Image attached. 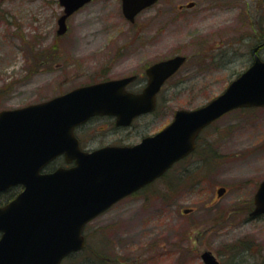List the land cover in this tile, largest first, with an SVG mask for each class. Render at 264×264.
Wrapping results in <instances>:
<instances>
[{
  "label": "rangeland",
  "instance_id": "obj_1",
  "mask_svg": "<svg viewBox=\"0 0 264 264\" xmlns=\"http://www.w3.org/2000/svg\"><path fill=\"white\" fill-rule=\"evenodd\" d=\"M61 13L58 0H0V111L132 74L139 89L148 65L186 58L155 113L124 130L97 119L78 132L88 150L137 143L175 111L223 92L253 62V49L264 61V0H159L133 24L120 0H93L58 37ZM263 180L264 107L232 110L202 132L184 163L90 222L85 249L62 264H203L205 250L221 264H264V216L249 215Z\"/></svg>",
  "mask_w": 264,
  "mask_h": 264
},
{
  "label": "water",
  "instance_id": "obj_2",
  "mask_svg": "<svg viewBox=\"0 0 264 264\" xmlns=\"http://www.w3.org/2000/svg\"><path fill=\"white\" fill-rule=\"evenodd\" d=\"M91 0H59L63 14L57 35L66 32L67 18ZM157 0H121L124 18L136 15ZM192 6V4H189ZM264 45V42H263ZM251 66L207 105L178 110L173 121L133 147H108L92 153L79 150L73 128L93 115H114L127 125L150 112L163 82L185 61L175 56L146 69L148 84L137 95L124 91L132 78L76 88L49 101L0 112V191L22 184L24 191L0 208V264H59L84 246L86 223L113 203L165 172L189 154L199 131L238 107L264 106V61L254 54ZM75 167L40 175L57 155ZM217 190V195L224 193ZM252 216L264 214V181L254 196ZM188 210H185L186 213ZM204 264H218L209 251Z\"/></svg>",
  "mask_w": 264,
  "mask_h": 264
},
{
  "label": "flooded vegetation",
  "instance_id": "obj_3",
  "mask_svg": "<svg viewBox=\"0 0 264 264\" xmlns=\"http://www.w3.org/2000/svg\"><path fill=\"white\" fill-rule=\"evenodd\" d=\"M61 15V14H60ZM59 15V16H60ZM67 27H68V24H67ZM144 74H145V70H144ZM128 76H134V79H133V81L132 82H130V83H128L127 85H126V90L127 91H129V92H132V93H139V92H141V90L144 88V86L146 85V83H147V77H146V75H145V78H146V82H145V84H144V86L143 87H141V88H139V89H137V88H135V87H133L132 85L133 84H135L136 83V81H138L139 80V78H138V76L136 75V74H132V75H128ZM124 77H126V76H124ZM107 80H111V79H107ZM102 81H106V80H102ZM101 82V81H100ZM159 97V94L157 95V98ZM141 118V117H140ZM97 119H105L106 121H109L110 120V122H111V128L113 129V130H124V129H126V128H123V127H118L116 124H115V120H114V118H112V117H93V118H91L89 121H87L85 124H82V125H80V126H78V127H76L75 129H74V134H75V136H76V138L78 139V142H79V145H80V148L82 149V150H84V151H87V152H90V151H92V150H94V149H90V150H88V149H85L84 147H83V144H82V142H81V139L79 138V136H77V133L78 132H80L82 129H84V127L86 126V125H88V124H90L91 122H93L94 120H97ZM139 119V118H138ZM137 120V119H136ZM136 120H134L133 122H132V125L134 124V122L136 121ZM131 125V126H132ZM130 126V127H131ZM111 145H113V144H111ZM115 145V144H114ZM102 147V146H101ZM99 148V147H98ZM62 159V157H57V158H55L54 160H52L49 164H47V165H45L44 166V168H42V170H41V172L40 173H50V172H53L56 168H58L59 166H60V160ZM187 158H185V159H182V160H180V161H178L177 163H175L173 166H172V168H171V170L174 168V167H176L177 165H179V164H181V163H184V161L186 160ZM51 166H52V168H51ZM23 191V186L22 185H19V184H17V185H13V186H10L9 188H7L6 190H4V191H2V192H0V207H2V206H4V205H6L7 203H9L11 200H13L14 198H16L21 192ZM133 195H135V194H133ZM133 195H131V196H133ZM130 197V196H129ZM205 251H209V250H205ZM211 252V251H210ZM212 253V252H211ZM214 256H215V258L219 261V264H221V261H220V259L218 258V256H216L214 253H212Z\"/></svg>",
  "mask_w": 264,
  "mask_h": 264
}]
</instances>
